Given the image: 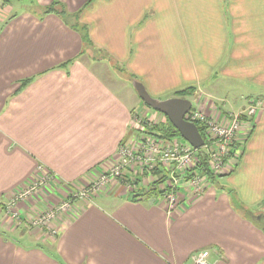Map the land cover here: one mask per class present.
I'll return each mask as SVG.
<instances>
[{
  "label": "crops",
  "instance_id": "crops-1",
  "mask_svg": "<svg viewBox=\"0 0 264 264\" xmlns=\"http://www.w3.org/2000/svg\"><path fill=\"white\" fill-rule=\"evenodd\" d=\"M34 1L13 13L0 0V264H188L204 250L212 264H264V237L251 219L264 215V0ZM54 1L77 14L104 59L84 49L71 23L44 14ZM116 67L128 78L114 77ZM133 80L156 99L192 88L189 98L212 118L217 110L235 114L208 98L215 81L248 94L236 113L259 102L240 160L222 176L243 208H259L241 214L225 186L210 184L195 197L180 192L181 206L168 212L160 196L131 201L111 181L89 200L74 201L75 215L53 239L30 230L28 203L19 205L22 222L11 221L5 205L27 182L50 174L60 186L49 196L54 205L66 198V186H87L122 143L133 147L134 114L144 111ZM14 233L49 249L22 248Z\"/></svg>",
  "mask_w": 264,
  "mask_h": 264
},
{
  "label": "built area",
  "instance_id": "built-area-1",
  "mask_svg": "<svg viewBox=\"0 0 264 264\" xmlns=\"http://www.w3.org/2000/svg\"><path fill=\"white\" fill-rule=\"evenodd\" d=\"M196 105L185 115V120L205 127L204 145L199 150H194L183 140L165 142L152 139L145 134L146 127L140 125L142 135L133 142V147L122 143L116 158L87 186L82 189L66 186L63 189L66 198L50 205L49 196L56 195L60 186L51 182L50 174H44L40 180L29 181L16 191L13 199L5 205L7 216L11 221L21 223L19 205L32 201L34 214L24 213L27 224L39 231L46 230L47 238L53 239L59 234V224L75 215L74 201L89 200L104 191L111 181L122 184L131 201L139 200L143 191L156 189L166 203L167 211H174L181 206L180 192L187 191L195 197L210 186L207 174L199 172L200 156H206L207 167L214 176L232 172L240 160L260 106L259 102L250 101L239 113L227 114L218 110V116L212 118L201 111L199 104ZM157 169L160 176L153 172ZM28 208L29 205L26 210ZM188 264L212 263L204 250L192 254Z\"/></svg>",
  "mask_w": 264,
  "mask_h": 264
},
{
  "label": "rangeland",
  "instance_id": "rangeland-1",
  "mask_svg": "<svg viewBox=\"0 0 264 264\" xmlns=\"http://www.w3.org/2000/svg\"><path fill=\"white\" fill-rule=\"evenodd\" d=\"M9 1V6L12 8V12L13 13H17V12H22L24 10H27L29 8H32L30 6H32L33 4H35L34 0H7ZM68 21L70 23H73V20L71 17L68 18ZM81 27L79 26V30L81 31ZM93 46L89 45L87 48L90 49L91 51V55L94 56L97 59H104V53L101 52H97L96 50L92 49ZM116 72L114 73V77H116V74L127 79L128 75L124 74L122 72V69H119L118 67H116ZM124 85L126 86V89H129V92H131V94L134 97V91L131 88V84H128L126 82H124ZM130 85V87H129ZM206 91L208 93H210L211 97H208L211 101H213L217 106H219L223 111H230L233 110L231 112H237L238 107H240L241 105H244V102H246L245 100L243 101V98H240L241 96L246 97L248 94H246L245 91L238 89L237 85L234 83H228L226 81H215L212 84L210 83V85H208L206 87ZM136 95V94H135ZM192 96V95H191ZM194 96V95H193ZM196 99V101H198V103H200L201 99H198L196 97H194ZM169 99V98H167ZM188 99L191 103L192 106L195 107V102H193V99L191 98H186ZM194 99V100H195ZM160 100H166V99H161ZM138 102L140 103L141 109L144 110L142 112H137L136 115L134 114V118L136 119V127L139 125V127H137L138 129L137 132L139 133L136 136V139H138V137H140V125L143 127H146V132L145 134L150 136L152 139H156L159 141H165L168 142L169 140L166 139L167 137V133L164 131H158V129L156 128L157 126L163 124L165 122V118L162 114L156 112L155 110H152L150 108H148L147 106H145L144 104H142L141 100H138ZM143 107V108H142ZM218 111V110H217ZM141 122V123H139ZM161 128V127H159ZM176 139H173V141H175ZM178 140H181L178 138ZM244 150V148H243ZM136 169V167H135ZM156 173V176H160L161 172L157 169L155 171H153ZM219 176V175H216ZM221 176V175H220ZM162 181L159 182V184H161ZM214 186H225L228 190H232L234 193V189L228 184V180L227 177H216L215 178V182H214ZM235 196V195H234ZM32 201H29V208L26 210L28 211V215H32L34 214L33 209L35 208L33 205L30 203ZM235 202L239 205L243 204L242 201L239 200V197H235ZM28 203V202H25ZM236 204V205H237ZM262 204V203H260ZM24 205V204H23ZM249 208V213L251 212H255L259 207L258 205H248ZM5 210V209H4ZM237 210V209H236ZM238 211V210H237ZM35 212H37L35 210ZM240 212V211H238ZM244 214H248V213H244ZM16 223V222H14ZM28 227L30 228V230H34V231H38L37 229H34L33 227H31L28 224ZM25 228V226H21V228L19 229L20 232H28L29 228ZM43 232H45V234L47 233L46 230H42ZM261 233L264 237V233L261 230ZM4 236H7V234L2 233ZM9 236V235H8ZM11 236V235H10ZM12 239L15 240V242L22 248H34L36 245L42 246L41 248L45 251H47L49 249V247H47V244L44 242H34L33 240L30 239H22L17 233H14L12 236Z\"/></svg>",
  "mask_w": 264,
  "mask_h": 264
},
{
  "label": "water",
  "instance_id": "water-1",
  "mask_svg": "<svg viewBox=\"0 0 264 264\" xmlns=\"http://www.w3.org/2000/svg\"><path fill=\"white\" fill-rule=\"evenodd\" d=\"M132 86L143 104L165 116L184 142L189 144L194 150H199L204 145V140L196 125L185 120V115L192 107V103L188 99L172 97L166 100H160L152 98L141 83L133 80ZM251 219L255 222H260L263 216L251 215ZM262 231L264 233V230Z\"/></svg>",
  "mask_w": 264,
  "mask_h": 264
},
{
  "label": "trees",
  "instance_id": "trees-1",
  "mask_svg": "<svg viewBox=\"0 0 264 264\" xmlns=\"http://www.w3.org/2000/svg\"><path fill=\"white\" fill-rule=\"evenodd\" d=\"M92 1L93 0H89L86 3V6L89 5ZM51 13L56 14L57 16H59L62 19V21L65 24H67V25H68V23H70L68 21V18L71 17L72 20H73V23H71L72 25H70L69 27L74 29V30H76V31H80L79 30V26L82 28L80 32H81V38H82L84 49L87 48L89 45H91V41L89 39V36H88V33H87V29H86V27H82V25L79 24L78 19H77V14H74V15L68 14L66 9L58 1H54L53 3H51L50 5L45 7L44 14H51ZM130 78L133 79L132 76H130ZM29 81H30V79L26 80V81H23L21 84L25 85ZM192 94H193V89L189 88V89L179 90V91L175 92L173 96L178 97V98H189ZM142 104H143V102H142ZM164 118H165V122L163 124H161V125L156 127L158 129V131L166 132L167 133L166 134L167 135L166 139H168V140H172V138L181 139L179 137L178 132L168 122V120L166 119L165 116H164ZM195 125H196L200 135L202 136V138L205 139V127L201 123H198V122H196ZM159 127H161V128H159ZM199 172H204L205 174H207L210 184H214L216 177H222V176H214L213 174L210 173V171H209V169L207 167V162H206V156L205 155L200 156V159H199ZM228 193L230 195V198H231L232 203L234 204L235 208L238 211H240L241 214H244V213H248L249 214V211L247 209L243 208L242 205H239V204H237L235 202V196H234L233 191L232 190H228ZM147 195H157L158 196V195H160V193L156 189H150V190H147L146 192H144L141 196H147ZM254 223H257L259 225L260 229L264 230V215H263V219L260 222H254Z\"/></svg>",
  "mask_w": 264,
  "mask_h": 264
}]
</instances>
